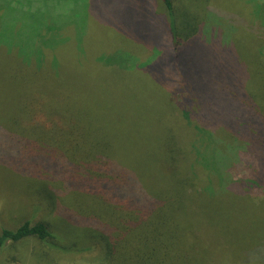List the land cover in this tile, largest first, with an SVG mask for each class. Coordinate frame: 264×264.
I'll return each mask as SVG.
<instances>
[{
	"label": "trees",
	"instance_id": "trees-1",
	"mask_svg": "<svg viewBox=\"0 0 264 264\" xmlns=\"http://www.w3.org/2000/svg\"><path fill=\"white\" fill-rule=\"evenodd\" d=\"M61 1L0 0V48L11 58L6 62L54 73L69 62L79 69L89 65L113 84L146 75L171 102L173 110L165 113L164 121L176 128V138L173 143L161 138L156 148L151 142L148 155L145 148L139 149V155L155 159V165H149L106 154L87 158L69 149L47 153L36 143L0 134V167L36 182H58L59 198L66 199L62 205L54 199L61 227L34 217L19 221L23 215L0 222V252L29 240L38 243V251L33 250L38 264H56L62 253L88 252L98 264H264V237L244 234L235 248L217 253H209L207 241L206 248L195 242L199 234L207 239L214 234L215 227L201 210L213 203L238 205L264 223V160L256 156H264V0H249L254 7L251 17L236 11L240 1L231 8L204 0L201 16L184 21L177 0H110L129 2L143 35L122 32L125 39L117 35L101 48H88L76 21L61 22L68 12ZM71 1L75 5L81 0ZM124 27L135 29L129 18ZM154 47L164 49L165 57L146 59ZM175 68L185 77L182 83L172 74ZM33 88L36 84L28 90ZM82 94L79 89H59L52 114L40 112L33 102L27 107V121L77 133L86 120L67 111L73 115L61 114V101L68 102L67 109L86 108L87 95ZM217 107L220 114H215ZM6 108L0 104V110ZM6 119L0 115V129ZM80 142L76 134L68 147ZM200 169L205 171L201 175ZM6 186L12 191V184Z\"/></svg>",
	"mask_w": 264,
	"mask_h": 264
},
{
	"label": "rangeland",
	"instance_id": "rangeland-1",
	"mask_svg": "<svg viewBox=\"0 0 264 264\" xmlns=\"http://www.w3.org/2000/svg\"><path fill=\"white\" fill-rule=\"evenodd\" d=\"M236 1H240L237 6L235 5ZM213 2L218 7H226L224 4H228L232 8L235 5L236 11L241 13L242 17L254 15V7L249 0H213L211 3L213 4ZM65 3L68 5V12H64L66 17L63 18V16L60 19L61 22L65 21L66 23L74 20L80 24L81 34L84 36L88 48L91 46L101 48L118 36L125 39L123 35L119 34L122 32L133 36L136 32L143 35L139 27V17L129 12L132 10L129 2L81 0L75 5L71 0L60 2L62 6H66ZM205 5L204 0H177L176 10L180 13L181 20H192L201 16ZM60 10L62 12V8ZM55 12L58 13V11ZM120 13H123L121 22L118 19ZM127 18L131 20L135 31L131 27L129 29L124 27ZM249 20L253 19L248 17ZM114 21L115 23H113ZM119 23L120 30L117 32ZM139 38L140 35L135 37V40L139 41ZM154 48L153 53L145 55L149 56L146 59H154L160 55L165 57L164 49ZM6 59L11 60L10 55L0 48V104H6L7 107L6 111L0 110V115H5L7 118L5 120L7 127L1 125V135L36 143L39 147L46 148L47 153H60V151L69 149L76 151V155L82 156L86 153L87 158L106 154L117 161L129 158L132 164H135L136 159H139L149 165H155V159L145 156V154L139 155V149L145 148L148 155L152 149L151 142L155 148L161 145L159 140L161 138L167 139V142L170 143L175 142L176 128L171 127L170 123L165 125L164 121L165 113L173 110L171 102L158 85L146 75L134 74L135 76H132L129 82L113 84L106 77L94 74L87 64L85 69L77 68L74 62L61 64L58 65V73L56 71L54 73L48 68L35 71L32 68L24 69L17 63L12 67L6 62ZM167 59L168 56H166ZM171 67L170 65L169 69ZM172 72L179 82L185 81L179 68H175ZM35 84L36 89L28 90L30 85ZM175 86L172 85V87ZM64 87L82 90V95H87L88 106L86 108L69 106L67 109L68 102L61 101L63 112L61 114L67 117L73 114L83 116L87 122L84 127L74 133L75 131L72 130L56 126L45 127L41 123L32 122V120L31 123L27 121V107L33 102L38 104L40 112L52 114L59 103L58 91ZM22 90L23 95L20 97L18 93ZM26 90L28 91L25 92ZM217 108L215 114L217 112L220 114L221 107ZM66 111L73 114H67ZM190 116L192 121L200 124L196 119L197 115L193 114L192 116L190 113ZM212 116L217 119L216 116ZM177 125L179 127L181 124ZM76 134L81 139L80 145L68 147V140ZM140 136L142 143L139 139ZM194 136L196 139L198 138L196 133ZM195 144L202 151L203 145L200 141ZM193 151L196 154L194 149ZM198 156L199 159L196 158V162L202 167L201 156ZM256 156L264 160V156L260 152ZM202 172H205L204 169L199 170L200 175ZM9 184H12V191H9L6 186ZM31 185H33V191L29 189ZM59 190L58 182H36L34 179L21 177L5 167H0V201H2L0 222H11L13 216L23 215L19 221L34 217L32 220L42 219L53 226L61 227V220L55 217L54 199L56 205H62V201L66 199L64 197L62 201L60 200ZM34 203H37V206L33 208V205L30 204ZM65 206L68 208V205L64 204ZM201 210L207 214V222L216 229L213 227L214 234L211 232L208 239L199 234L195 238V242L206 248L204 243L207 241L209 253L235 248L244 234L255 239L264 237V223L251 218L245 213L247 210L238 205L226 202L223 205L213 203L202 207ZM261 218L264 220L263 217ZM192 225H195V221L192 222ZM89 231L91 235L95 233V231ZM68 236L66 234V237ZM80 237L86 239V235L81 230ZM37 245V242L28 240L14 249H3L0 252V264H38V253H33L34 248L38 251L39 246ZM92 257L90 252L87 254L62 253L57 255L55 263L98 264L92 260Z\"/></svg>",
	"mask_w": 264,
	"mask_h": 264
}]
</instances>
